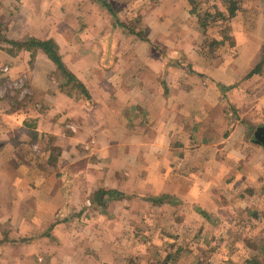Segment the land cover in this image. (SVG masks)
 Returning <instances> with one entry per match:
<instances>
[{
    "label": "crops",
    "instance_id": "1",
    "mask_svg": "<svg viewBox=\"0 0 264 264\" xmlns=\"http://www.w3.org/2000/svg\"><path fill=\"white\" fill-rule=\"evenodd\" d=\"M105 1L114 15L91 0H0V264H137L125 236L112 235L114 220L163 223L164 209L177 200L189 210L178 207L173 222L181 215L183 223L195 222L191 204L213 211L215 199L229 194L225 184L239 179L242 139L232 141L244 136V126L236 123L227 137H217L215 128L227 120L217 117L220 104L208 82L167 66L175 56L121 33L114 16L129 13L134 0ZM170 1L139 8L149 39L194 63L195 16L186 1L172 0V7ZM238 11L226 33L238 53L226 73L224 60L213 75L220 83L237 81L261 58L264 0ZM28 37L56 43L89 99L61 86L43 50L11 44ZM9 80L19 86L14 94L6 89ZM189 127L197 128L190 133ZM98 189L125 198L97 203Z\"/></svg>",
    "mask_w": 264,
    "mask_h": 264
},
{
    "label": "rangeland",
    "instance_id": "2",
    "mask_svg": "<svg viewBox=\"0 0 264 264\" xmlns=\"http://www.w3.org/2000/svg\"><path fill=\"white\" fill-rule=\"evenodd\" d=\"M91 1L102 5L105 10L107 9L101 2ZM183 1L189 4V11L192 7L196 9L195 13L190 11L195 16L193 24L199 31L196 39L198 41L196 62L188 63L186 55L182 51L177 52V48H155L153 46L149 39L150 31H148L147 19L139 13V8L152 7L156 4H152L154 0L132 1L130 9H128L129 13L120 15L119 20L126 26L121 27L123 30L121 33L139 39L140 36H146L150 50H158L165 56H175V62L166 64L167 66L183 67L188 74L195 75L199 82H208L210 85L208 90L215 94L216 99H214L220 104V116L217 117L223 122L227 120V125H223V129L215 128L218 130L219 136L217 137H227L231 126L236 123L244 126V136L242 138L234 137L232 141L234 146V142L237 144L242 139L240 148L242 151L239 150L241 151L239 152V165L241 166L238 173L236 172L239 179L234 183L227 182L225 184L224 189L228 190L229 194H220L219 198L215 199L216 207L213 211L206 212L200 206L191 204V208L195 211V215L192 216L195 222L188 219L183 223L185 216L181 215V222L175 220L174 223L173 220L179 216L176 215L178 207L183 209V214H186L189 209L187 206H182V202L172 200L171 203L174 204L164 209L166 215L163 217L165 218L163 223L147 219L143 223L129 224L121 223L120 219H117L112 223V235L115 237L120 232L122 237L125 236L124 241L127 248L130 247L138 253L130 258L131 263L139 264L138 262L148 255V260L151 259L152 262L147 264H264V145L258 138H254L256 130L259 127H264V63L259 73L247 77L246 75L253 69L251 68L233 83L217 81L213 75L220 72L221 62L227 60L228 67L220 69L226 73L234 62L236 57L234 54L238 53L236 42L226 33L231 32L229 23L240 11L237 10L231 18L227 17L229 0ZM252 1L254 0H239L236 2V7H240L239 10L244 9L245 5H249ZM172 5L171 0L168 6L172 7ZM218 12L224 14L225 19L221 18ZM208 14L214 18H208V25L204 32L198 15L202 18ZM71 15L73 17L71 16L70 24L76 25V13L73 11ZM169 19L171 20V18ZM248 21L251 22V19L246 18L245 22ZM130 30H134L136 33H132ZM1 38L2 34L0 33ZM1 42L3 44V41ZM6 45L4 48H10L8 44ZM262 58H264V46L260 59ZM58 74L62 76V87L82 95L78 83L72 77L64 76L60 70H58ZM5 83L6 89L12 94L19 88L11 80ZM200 85L202 86V84ZM195 128L197 127H189L190 133ZM192 137L194 139L193 134ZM196 141L193 142L194 144L192 143L191 148H195ZM232 154L236 158L237 154ZM234 176L236 175L233 174L231 178ZM98 190H94L92 193V199L97 203L104 198L109 199L111 195L112 203L125 198L124 193L115 192H108V197H104L106 193ZM236 198L238 201L242 199V205L230 207L229 203H236ZM179 202L181 204H178ZM173 205L176 206L175 209Z\"/></svg>",
    "mask_w": 264,
    "mask_h": 264
},
{
    "label": "trees",
    "instance_id": "3",
    "mask_svg": "<svg viewBox=\"0 0 264 264\" xmlns=\"http://www.w3.org/2000/svg\"><path fill=\"white\" fill-rule=\"evenodd\" d=\"M99 2H101L107 9L108 11L114 15L115 13L113 12L110 4H108L105 0H97ZM239 1V0H229V4H228V16L229 18H231L232 16L235 15L236 11L240 8V7H236V2ZM195 8L192 7V9L190 10L192 13H195ZM217 13V12H216ZM218 15L221 17V18H224L225 19V16L224 14H221L220 12H218ZM209 17H212L214 18V16L208 14L206 15V17H202L200 18L199 15H198V19L199 21L201 22V25H202V28H203V31L205 32L206 30V27H207V23H208V18ZM114 23L116 25H118L119 27H126L124 22L120 21L118 17L114 16ZM132 33H136L134 32V30H130ZM140 39H143L145 41H147V37L145 36H140ZM11 44L13 46L16 47V49H21V48H25L27 50H35V49H41L44 51V53L48 56V58L55 64V66L57 67L58 70H60V72L66 76V77H72L76 83H78V86L80 87L81 89V93L87 97L89 99V95L86 91V89L84 88V86L82 85V83H80L74 76L73 74L65 67V65L63 64L62 60H61V56L60 54L58 53V47L56 45V43L52 40V39H47V40H41V39H38V38H35V37H28L26 38L25 40H22V41H18V42H13L11 41ZM264 63V58L260 59V61L256 64V66L246 75L247 77L248 76H251L253 74H256V73H259L260 70H261V66L262 64ZM102 193H106V192H103V190H98ZM108 192H115L113 190H110ZM117 193V192H115Z\"/></svg>",
    "mask_w": 264,
    "mask_h": 264
},
{
    "label": "water",
    "instance_id": "4",
    "mask_svg": "<svg viewBox=\"0 0 264 264\" xmlns=\"http://www.w3.org/2000/svg\"><path fill=\"white\" fill-rule=\"evenodd\" d=\"M262 132V136H258L257 134ZM254 138H258V140L264 145V127H259L254 133Z\"/></svg>",
    "mask_w": 264,
    "mask_h": 264
},
{
    "label": "flooded vegetation",
    "instance_id": "5",
    "mask_svg": "<svg viewBox=\"0 0 264 264\" xmlns=\"http://www.w3.org/2000/svg\"><path fill=\"white\" fill-rule=\"evenodd\" d=\"M257 135H258V136H262V132H259Z\"/></svg>",
    "mask_w": 264,
    "mask_h": 264
}]
</instances>
